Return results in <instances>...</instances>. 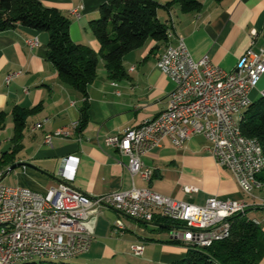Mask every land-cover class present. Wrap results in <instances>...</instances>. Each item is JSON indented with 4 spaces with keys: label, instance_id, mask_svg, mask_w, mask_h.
Masks as SVG:
<instances>
[{
    "label": "crops",
    "instance_id": "0c3cea01",
    "mask_svg": "<svg viewBox=\"0 0 264 264\" xmlns=\"http://www.w3.org/2000/svg\"><path fill=\"white\" fill-rule=\"evenodd\" d=\"M40 1L70 18L74 43L100 53L102 46L90 23L100 18V8L108 0ZM155 1L166 5L171 0ZM200 1L203 7L196 13H184L178 6L160 8L158 18L168 27L167 40L148 38L140 48L126 54L124 77L111 79L100 57L97 78L89 86L87 97L62 79L48 60V32L24 26L0 32V110L8 113L7 124L13 126L5 143L11 144L14 133V109H36L27 118L23 147L15 154L14 164H23L8 174L13 187H28L46 194L63 181V172L73 171L76 161L64 163V159L75 157L79 160L71 184L91 196L137 187L197 205H205L212 198L247 200L233 174L217 164L203 135L191 136L182 148L166 138L146 153L143 161L154 170L150 182L133 176L127 168L128 158L105 142L108 136L138 127L167 108L174 84L160 71L158 61L166 48L177 46L179 39H184L195 60L209 57L228 71L235 69L248 50L264 51V0ZM75 8L81 9L79 19L71 15ZM30 40H37L38 44L31 47ZM12 71L23 73L6 85L5 77ZM262 91L264 76L251 91V102L260 99ZM85 103L88 122L81 130ZM73 123H78L76 129ZM58 129L68 130L70 137L55 136L52 144H47L45 137ZM14 164L0 168V172L5 174V169ZM186 186L196 187L198 192L187 193ZM256 192L264 198V189ZM246 215L250 219L261 215L262 219L263 210L251 207ZM117 221L124 225L120 231L115 229ZM174 227L138 221L115 209H104L96 223L93 243L79 259L81 264H172L182 260L188 250L183 242H172ZM139 243L145 251L142 256H135L131 248ZM258 264H264V258Z\"/></svg>",
    "mask_w": 264,
    "mask_h": 264
},
{
    "label": "built area",
    "instance_id": "2783aa9c",
    "mask_svg": "<svg viewBox=\"0 0 264 264\" xmlns=\"http://www.w3.org/2000/svg\"><path fill=\"white\" fill-rule=\"evenodd\" d=\"M71 15L81 18V9H73ZM28 43L35 47L38 41ZM158 68L174 84L167 108L138 127L108 136L106 144L128 158L127 168L133 176L150 182L154 170L143 161L146 153L160 146L166 138L182 148L191 136L203 135L217 164L233 174L247 200L212 198L205 205H197L158 194L150 188L137 187L91 196L71 184L79 160L75 157L64 159V163L76 161L71 167L73 171L63 172V181L46 194L28 187L5 185L2 173L0 221H10V229L0 236V264H16L23 256L35 255H50L57 260L62 256L79 258L90 249L99 215L107 208L146 223L153 222L155 217L165 218L175 225L171 232L173 240H204L206 248L228 239L232 219L246 214L251 207L263 210L262 220H253L264 226V201H260L257 192H248V185L263 189L264 183L252 177V168L262 166L253 143L241 142V129L236 128L237 116L242 115L252 101L250 93L264 76V51L248 50L235 69L228 71L209 57L195 60L184 39H179L176 52L165 49ZM22 73H8L5 84L10 85ZM263 94L264 91L261 96ZM77 126L78 123H73V129ZM70 134L68 130L58 129L45 138V142L52 144L55 136L67 138ZM184 190L198 192V188L192 186ZM122 228L123 223L117 221L115 229ZM131 250L135 256H142L145 246L134 244Z\"/></svg>",
    "mask_w": 264,
    "mask_h": 264
},
{
    "label": "trees",
    "instance_id": "16d2710c",
    "mask_svg": "<svg viewBox=\"0 0 264 264\" xmlns=\"http://www.w3.org/2000/svg\"><path fill=\"white\" fill-rule=\"evenodd\" d=\"M222 1V0H215ZM178 6L184 13L202 10L200 0H171L161 5L155 0H108L100 8V18L90 27L102 49L76 44L70 36L71 20L56 8L45 6L40 0H0V32L24 26L50 34L48 60L59 76L86 97L89 86L97 78L100 57L111 79L124 77L123 59L129 52L140 48L148 38L167 40L168 27L158 18L159 9ZM36 109L13 111L14 133L12 147L0 156V168L14 164L15 154L23 147L27 118ZM88 105L82 108L80 129L88 122ZM8 113L0 110V131L5 130ZM243 134L259 141L264 154V96L250 105L241 122ZM264 183V172L258 176ZM170 227L173 222L155 217L154 221ZM176 242V241H172ZM185 244V243H184ZM189 247L182 260L172 264H258L264 258V228L246 214L232 219V232L228 239L211 247L185 244ZM26 264H72L49 260Z\"/></svg>",
    "mask_w": 264,
    "mask_h": 264
},
{
    "label": "bare ground",
    "instance_id": "6f19581e",
    "mask_svg": "<svg viewBox=\"0 0 264 264\" xmlns=\"http://www.w3.org/2000/svg\"><path fill=\"white\" fill-rule=\"evenodd\" d=\"M168 48H169V52H176L177 51V46H169ZM162 58H163V55L161 56L159 61ZM263 96H264V94H263ZM251 104H252L251 101L248 102V105L245 108V110L242 112V115L237 116V118H236V128L237 129H241V122L243 120V117H244L246 111L248 110V108L250 107ZM49 135L50 134H48L45 138L49 137ZM240 140H241V142H244V143H253V149L256 150V157L260 160L262 167H253L252 168V177H258L261 173L264 172V154L262 151V147H261L258 140L246 137L243 134L242 129L240 131ZM2 173L3 172H0V174H2ZM263 189H264V186H263ZM255 190H257V185H248V192L249 193H254ZM260 201H264V198L260 197ZM8 229H10V221H0V236H1L2 232L7 231ZM180 241L185 243V244L199 245V246L206 247V243L204 240L180 239ZM36 258H40L42 260L54 261V262H66L69 260L76 259L75 256H62V258H59L57 260V259H54V257L50 256V255H35V256H23L22 258H20L19 262H16V264H26L28 262L34 261Z\"/></svg>",
    "mask_w": 264,
    "mask_h": 264
},
{
    "label": "rangeland",
    "instance_id": "374dc122",
    "mask_svg": "<svg viewBox=\"0 0 264 264\" xmlns=\"http://www.w3.org/2000/svg\"><path fill=\"white\" fill-rule=\"evenodd\" d=\"M13 123V122H11ZM12 132H13V126L11 125L10 126V122L7 124L5 130L3 131H0V155L3 151H6L8 150V148H10L11 144L9 142L5 143L6 139H8L11 135H12ZM8 168L5 169V171H7ZM5 185H10V186H13V181H12V178H11V175H8L6 177V181L4 183ZM255 193V191H254ZM250 216H254V214H251L250 213ZM260 219H261V215H257ZM117 225V222L115 223V226ZM42 259L40 258H36L35 261H41ZM68 263H72V264H81V261L79 258H76V259H73V260H69L67 261ZM125 264H128V263H125Z\"/></svg>",
    "mask_w": 264,
    "mask_h": 264
},
{
    "label": "water",
    "instance_id": "95a60500",
    "mask_svg": "<svg viewBox=\"0 0 264 264\" xmlns=\"http://www.w3.org/2000/svg\"><path fill=\"white\" fill-rule=\"evenodd\" d=\"M23 163H17V164H14L11 168H9L6 173H5V176H7L9 174V172H11L12 170L16 169L17 167H19L20 165H22Z\"/></svg>",
    "mask_w": 264,
    "mask_h": 264
}]
</instances>
